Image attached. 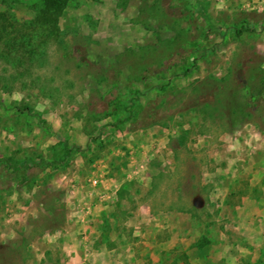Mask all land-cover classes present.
<instances>
[{"label":"rangeland","instance_id":"1","mask_svg":"<svg viewBox=\"0 0 264 264\" xmlns=\"http://www.w3.org/2000/svg\"><path fill=\"white\" fill-rule=\"evenodd\" d=\"M41 2L0 0V264H264V0Z\"/></svg>","mask_w":264,"mask_h":264},{"label":"trees","instance_id":"2","mask_svg":"<svg viewBox=\"0 0 264 264\" xmlns=\"http://www.w3.org/2000/svg\"><path fill=\"white\" fill-rule=\"evenodd\" d=\"M42 9L41 14L38 15V20L44 25L48 24L50 26V32H56L58 30L57 20L59 14L62 13L63 8L67 2V0H41ZM37 17L35 20H37ZM49 26H47L49 28ZM46 27V26H45ZM5 28L0 27V41L3 38L7 37V33H4ZM7 39V38H6ZM54 161L49 162L48 164H53Z\"/></svg>","mask_w":264,"mask_h":264},{"label":"built area","instance_id":"3","mask_svg":"<svg viewBox=\"0 0 264 264\" xmlns=\"http://www.w3.org/2000/svg\"><path fill=\"white\" fill-rule=\"evenodd\" d=\"M96 182V180H92V183H95Z\"/></svg>","mask_w":264,"mask_h":264}]
</instances>
